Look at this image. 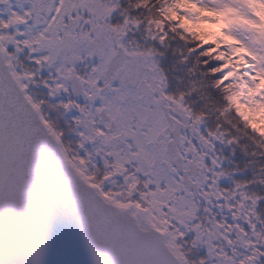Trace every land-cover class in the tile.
Masks as SVG:
<instances>
[{
  "label": "snow or ice",
  "instance_id": "6c2138e0",
  "mask_svg": "<svg viewBox=\"0 0 264 264\" xmlns=\"http://www.w3.org/2000/svg\"><path fill=\"white\" fill-rule=\"evenodd\" d=\"M0 264H264V0H0Z\"/></svg>",
  "mask_w": 264,
  "mask_h": 264
}]
</instances>
